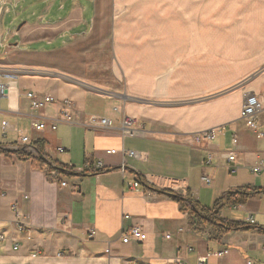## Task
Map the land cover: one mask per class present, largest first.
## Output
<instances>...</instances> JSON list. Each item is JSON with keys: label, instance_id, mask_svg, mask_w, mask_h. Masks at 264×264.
<instances>
[{"label": "crops", "instance_id": "0c3cea01", "mask_svg": "<svg viewBox=\"0 0 264 264\" xmlns=\"http://www.w3.org/2000/svg\"><path fill=\"white\" fill-rule=\"evenodd\" d=\"M67 1L0 0V20L9 6L25 15L14 34L0 22V75L18 76L0 98V264H197L209 254L206 264H264V137L240 118L244 94L264 105V0H73L60 18ZM28 92L56 101L33 110ZM91 116L115 127L90 128ZM123 116L137 119L135 136L121 135ZM258 124L264 132V109ZM222 127L210 143L194 139ZM98 162L104 170L82 172ZM234 193L250 197L234 205ZM189 202L255 225L216 239L190 226ZM135 226L146 241L124 244Z\"/></svg>", "mask_w": 264, "mask_h": 264}, {"label": "built area", "instance_id": "2783aa9c", "mask_svg": "<svg viewBox=\"0 0 264 264\" xmlns=\"http://www.w3.org/2000/svg\"><path fill=\"white\" fill-rule=\"evenodd\" d=\"M0 76H3L4 79L6 80V82L0 81V98H3L7 95V94H5V92L9 90L10 85L16 83V81L18 80V76L15 74H11V73H4ZM26 97L30 101L31 108L33 110H41V109L45 108L48 104H51V103L56 101L52 96H38L37 94H35L33 92H28L26 94ZM244 97H245V99H244V104H243L242 109H241L240 118L249 130L255 132L257 134L258 138H262V137H264V132L259 131L258 116L262 112V110L264 109V105L261 102V100L258 98V96L255 95L254 93L248 92V93L244 94ZM61 103H62L61 117L66 122H70L71 121L70 109L73 108L72 101L64 100ZM118 123H119L120 133L123 137L135 136V132H136V129L138 127V121L136 118L129 117V116H123ZM3 125L6 126V123H3ZM87 126L90 128L112 129L115 127V122L113 120L105 118V117L91 116L88 119ZM46 127H47L46 124L43 122H37L36 121L33 123V128L36 131H42ZM51 128L53 130H56L57 125L51 124ZM223 131H224L223 127L211 129V130L196 134L194 136V139L197 143H201L203 141L210 143V142L215 140V138L217 137L218 134H222ZM21 142H22V144H27L29 142V139L27 137H22ZM232 143L234 146H236L238 144V138H237L236 134L233 135ZM64 151H65V149H63V148L59 149L60 153H63ZM109 153L115 154L116 150H110ZM126 153L128 156H130L136 160L143 159V154L141 152L128 151ZM227 160H228V162H234L236 160V156H235L234 151L229 152L227 154ZM123 168H124V166L122 167V169ZM92 169H95L97 171L104 170L103 163L98 162L95 165H91L88 163L83 167L82 172H86V171H89ZM261 170H262V163L257 165L253 169V172H254V174H259L261 172ZM202 182L206 186L212 185V179L207 175L202 177ZM61 186L67 187L68 183L64 181L61 183ZM140 188H141V181L140 180H136L134 183L130 184L131 190L138 191ZM126 218H128V217H126ZM246 223L250 224V225H255V221L253 218H249ZM89 234L91 237H94L96 234V231L90 230ZM166 238L169 239L170 236L167 235ZM146 239H147V234L141 228L135 226V227L130 228L127 232L124 233V236L122 238V242L124 244H129L131 241L144 242V241H146ZM4 241H5V237L0 236V246H2ZM18 249H19L18 244L13 246L14 251H17ZM228 253H229L228 250H224V251L217 252L214 255L216 257L220 258V257L227 255ZM210 255L211 254H209L208 257ZM208 257L206 256L205 258H200L198 260L197 264H206ZM178 264H181V263L179 262Z\"/></svg>", "mask_w": 264, "mask_h": 264}, {"label": "trees", "instance_id": "16d2710c", "mask_svg": "<svg viewBox=\"0 0 264 264\" xmlns=\"http://www.w3.org/2000/svg\"><path fill=\"white\" fill-rule=\"evenodd\" d=\"M1 149L3 150V148ZM4 151H15V150H9L6 148L4 149ZM21 151H26V148H20L17 150V152H21ZM37 160L39 162L38 167L42 168L44 165H48V166L50 165L47 159L42 157L41 154L37 156ZM56 170L60 172L65 171L59 168H57ZM249 197L250 194L247 193H234L229 196V201L234 205L235 204L240 205L246 203ZM185 209L189 213V223L191 227H194L196 231L199 230L200 232H203L205 227H210L213 230V235L216 239H221L224 235L232 231H249L253 229V227H251L249 224L246 223L240 224L233 222H225L220 218L213 219L212 216L204 215L203 212L200 211L195 204H192L190 202H189V208L186 207ZM214 217H216V214L214 215Z\"/></svg>", "mask_w": 264, "mask_h": 264}, {"label": "rangeland", "instance_id": "374dc122", "mask_svg": "<svg viewBox=\"0 0 264 264\" xmlns=\"http://www.w3.org/2000/svg\"><path fill=\"white\" fill-rule=\"evenodd\" d=\"M82 2H86V0H81ZM73 0L72 1H67L64 3L65 5V10H61L59 9V7L61 6V2L58 3V5L56 6V9L61 12L59 14L60 18L66 16L68 10H69V7L71 6ZM9 9H10V13H5L4 16L2 17V19L0 20V22L2 23V29H3V32L5 33V35H8V34H14L18 28L22 25V23L25 21V19L22 16L21 17V13H22V10H23V7L20 6V7H12V6H9ZM9 42H11L10 44H14L17 42L16 38L15 37H12ZM1 49V47H0ZM2 51V50H0ZM109 62V60H108ZM107 76L110 77V72L108 71L107 73Z\"/></svg>", "mask_w": 264, "mask_h": 264}, {"label": "water", "instance_id": "95a60500", "mask_svg": "<svg viewBox=\"0 0 264 264\" xmlns=\"http://www.w3.org/2000/svg\"><path fill=\"white\" fill-rule=\"evenodd\" d=\"M8 91L5 92V94H7Z\"/></svg>", "mask_w": 264, "mask_h": 264}]
</instances>
